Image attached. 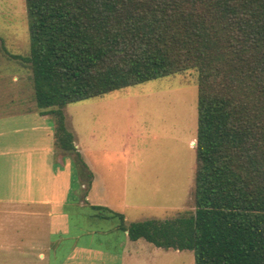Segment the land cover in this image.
<instances>
[{
    "label": "trees",
    "instance_id": "obj_1",
    "mask_svg": "<svg viewBox=\"0 0 264 264\" xmlns=\"http://www.w3.org/2000/svg\"><path fill=\"white\" fill-rule=\"evenodd\" d=\"M31 98L54 147L85 167L64 107L194 69V209L125 223L128 239L190 250L193 264H264V0H24ZM88 178L90 180L91 174Z\"/></svg>",
    "mask_w": 264,
    "mask_h": 264
},
{
    "label": "rangeland",
    "instance_id": "obj_2",
    "mask_svg": "<svg viewBox=\"0 0 264 264\" xmlns=\"http://www.w3.org/2000/svg\"><path fill=\"white\" fill-rule=\"evenodd\" d=\"M28 44L24 0H0V142L11 141L16 148L14 156L0 155V237L2 233L9 238L40 236L47 231L48 207L39 204L41 212L35 214L29 198L35 193L30 177L41 174L44 183L47 164H55L52 154L44 160L47 155L41 148L52 139L47 130L52 116L40 115L32 101L30 69L3 50L25 55ZM10 100L19 113L4 117L2 103ZM196 104L194 69L71 102L64 107L65 122L86 166L77 163L73 154L54 149L71 160L75 176L95 175L89 202L122 213L125 223L191 213ZM73 195L74 185L64 206L70 225L66 241L72 239L78 224L103 229L116 226L113 219L88 217L89 207H78ZM11 199L19 201L12 205ZM113 231L108 233V245L121 238L118 228ZM126 248L123 264H193L190 250H164L143 239L127 241ZM0 264L41 263L32 251L17 256L0 250Z\"/></svg>",
    "mask_w": 264,
    "mask_h": 264
},
{
    "label": "crops",
    "instance_id": "obj_3",
    "mask_svg": "<svg viewBox=\"0 0 264 264\" xmlns=\"http://www.w3.org/2000/svg\"><path fill=\"white\" fill-rule=\"evenodd\" d=\"M11 76L12 80H15V77ZM2 109L4 117L6 115L14 116V114L19 113L14 110L13 100L6 104L2 103ZM47 130H49L52 137V124L47 127ZM41 148L47 155L44 160L49 159L52 154L55 164H47L45 162L47 167L45 168L46 181L44 180V183H41V174L35 175L32 179L30 177V180H33L35 193L29 200L35 206L33 209L35 214L41 212L37 208L39 204L48 207L46 209V224L44 227L47 231L40 236H18L16 238H9L6 233H2L0 250L6 252V254L17 256H25L32 251V253H36L41 264H123V255L128 253L126 248L127 241H133L128 239L126 231L118 229L121 232V238L115 240V245L106 244V242L111 241L108 235L109 231L114 234L113 230H116V226L111 227L112 229H103L101 227L86 228L78 224L71 235L72 239L66 241V236L70 233V225L64 206L71 193L72 185H74L73 196L76 197L75 203L77 206L87 205L91 211L88 217L94 221L102 220L92 216L93 211L90 207L91 205L101 204L89 202L90 196L93 195L95 175L92 174L90 180L88 176L85 179L81 175L75 176L71 168V160L63 154L55 152L53 139H48ZM14 149L16 148L11 141L0 142L1 156H14ZM18 201L11 199V204H16ZM12 210L14 211V209ZM95 240L97 241L96 244ZM137 240H134V242Z\"/></svg>",
    "mask_w": 264,
    "mask_h": 264
}]
</instances>
